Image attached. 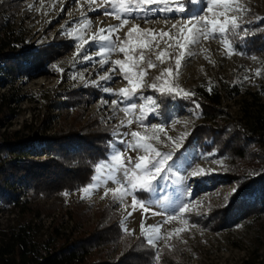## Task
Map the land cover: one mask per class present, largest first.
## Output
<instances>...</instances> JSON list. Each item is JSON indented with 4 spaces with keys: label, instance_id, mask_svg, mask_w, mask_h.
I'll use <instances>...</instances> for the list:
<instances>
[{
    "label": "rangeland",
    "instance_id": "rangeland-1",
    "mask_svg": "<svg viewBox=\"0 0 264 264\" xmlns=\"http://www.w3.org/2000/svg\"><path fill=\"white\" fill-rule=\"evenodd\" d=\"M114 2L118 8V0ZM128 2L131 4L135 0ZM166 2L171 3L173 8L178 7L175 0H158V3L148 5L156 10L146 14L135 11L122 15L121 19L116 18L119 12H114L106 0H18V5L8 9L10 18L6 30L13 35L15 43L25 49L33 50L41 46L53 47V52L36 65L27 58L26 63L30 64L28 68L16 72L13 76L8 74L0 79V101L6 103L9 99L7 105L10 107V114L0 121V132L20 129L30 135L34 127L38 131L46 129L48 132H53L59 126L61 119L65 118L64 120L69 122L74 113L73 108L66 104V92L80 89L81 93H84L83 89L90 87L98 92L92 94L89 99L78 102L77 105L83 110L82 122L90 115H97L102 124L111 127L112 137L108 140V158L112 154L113 146L124 148L120 144L121 139H132L130 135L121 137L120 133L139 131L142 135L151 136L154 134L151 128L153 124L161 125L167 133V135L156 133L160 141H163L160 143L152 140L151 143L156 148L162 152L173 151L174 142L179 143L180 147L175 148L172 160L169 161L171 168L164 173L167 178L155 183L154 191L144 195L139 194L144 199L152 201L149 205L150 211L147 213L138 205L133 211L131 195L123 202L114 200L111 192L105 196V191L118 187L115 182L104 179L107 177L105 170L100 173L101 186L90 195L84 194L82 190L92 182V179L76 189L63 190L51 196L40 194L31 199L28 194L23 193L19 203L0 200V233L24 215V208L32 200L47 206L51 204V199L58 202L55 209L48 214L40 212L33 215L31 222L38 227L37 237L42 239L55 228L59 233L66 232L72 221L65 211L72 206L73 201H80L85 225H91L99 220L98 209L107 207L108 211L105 212L103 221H107L114 214L113 219L119 220L123 230L128 229L131 239L141 235L142 221L145 226L159 225L160 239L151 245L156 255L166 247L170 250L176 249L181 258L192 264H240L245 259L249 264H264V216L258 219L250 214L232 225L219 229H211L205 222V218L214 206L225 202L223 197L236 187L233 180L222 177V173L232 165L231 160L226 155L216 153L214 149L208 151L196 144L181 152L184 140L181 139L182 134L189 133L193 126L201 121V116L193 105H183L180 108L171 106L167 115L161 114L160 92L148 86L164 69L172 68L173 76L166 78L174 81L185 91L196 93L200 85L237 83L241 86L240 92L248 95L245 90L263 89L264 47L257 51H247L243 41L241 42L245 33L239 31L238 34L229 33L227 36L233 42V50L225 47L224 37L218 34L215 38L207 40L201 37L198 44L181 48L179 44L183 43L182 35L178 28L172 26L183 25L190 16L187 12L159 10ZM236 4L249 9L238 14L241 17L239 22L242 29L246 28L249 32L257 23L264 21L260 19L264 17V0H236L234 6ZM201 8L205 11L200 12ZM106 11L108 14H105ZM214 11L220 12L223 9L216 8ZM194 12L204 15L206 5L199 2ZM84 17L91 22L86 27ZM125 19L127 23L119 27ZM108 26H117L110 34L117 45V50L102 55L99 53L108 46V42L95 41L91 37L97 34L99 29ZM134 26L151 31L155 38L146 37L144 41L138 43L135 39L136 34L133 33L130 46L135 51L129 53L136 61L133 71L138 72L143 69L147 75L143 78L145 86L139 89L136 95L124 98L118 95V90L128 87V81L124 79L118 65L115 73H110L109 69L113 67L112 61L126 60L125 54L119 52L118 48L125 46L121 42L127 41L126 34ZM72 30L76 31L73 33ZM186 31L185 28V33ZM163 33L168 35L164 36ZM76 37L89 41L79 54H76V45L82 40ZM174 37H180V40ZM181 51H184L185 55L177 74L175 58ZM162 52L165 54L161 57L163 63L156 59ZM141 53L144 56L142 61L139 59ZM85 55L92 59H84ZM105 59L109 62L101 66L98 61ZM149 59L156 65L155 67H147ZM53 64L64 71L53 69L51 67ZM257 69L260 70L259 75H256ZM81 75L83 79H80ZM106 75H112V79H101ZM93 81L96 83H92ZM106 88H111L113 91L107 92L104 90ZM113 100L118 101L117 105L112 104ZM150 100L155 103H150ZM242 100V95L236 93L224 98L222 104L230 113L237 115ZM104 101L107 103L105 104ZM133 104L136 108L131 112L125 113L122 110ZM141 105H145L142 123L137 119L141 116ZM128 120H132L130 125L127 124ZM168 137H172V140H168ZM141 154L142 151L127 150V155L133 158ZM196 168L212 169L214 174L206 180L190 177V173ZM97 174L95 171L92 178ZM116 175L119 177L121 174L116 173ZM186 189H190L191 195H188ZM184 203L189 204L192 209L190 212L172 221L164 222L168 215L175 216ZM129 212H132L131 216L128 215ZM153 212L157 214L153 215ZM178 228L185 231L177 236L175 230ZM169 232L173 233L170 238ZM166 239L170 242L166 243ZM116 245L115 249L109 250L110 255L117 254L121 250V241ZM154 263L155 261L151 264Z\"/></svg>",
    "mask_w": 264,
    "mask_h": 264
},
{
    "label": "trees",
    "instance_id": "trees-1",
    "mask_svg": "<svg viewBox=\"0 0 264 264\" xmlns=\"http://www.w3.org/2000/svg\"><path fill=\"white\" fill-rule=\"evenodd\" d=\"M14 5H18V0H0V79L28 68L27 58L36 65L53 52V47L25 49L14 42L13 35L6 30L10 18L8 9ZM198 5L199 0H196L185 6L194 12ZM254 27L241 38L249 52L264 47V21ZM262 88L245 90L248 95H243L237 83L212 84L198 86L190 99L159 94L161 114L167 115L171 106L193 105L201 116V121L184 138L181 152L196 144L208 151L214 149L231 160L232 165L222 177L233 180L236 187L239 185V191L227 206L222 202L209 212L205 222L211 229L232 225L250 214L258 219L264 216V86ZM83 90L84 93L80 89L66 92V104L74 113L69 122L61 119L53 132L38 131L36 127L31 129L30 135L20 129L0 132V200L19 203L23 193L31 199L40 194L51 196L91 181L97 164L107 157L112 129L102 124L97 115H90L82 122L83 110L77 103L98 92L90 87ZM236 93H240L243 100L239 114L233 115L223 107L222 101ZM8 100L0 101V121L10 114ZM196 104H199L198 109ZM57 204L53 199L47 206L32 200L24 208L22 217L1 230L0 264H151L153 261L154 264H192L181 258L176 249L163 247L156 255L142 235L131 239L119 220L113 219L114 214L103 221L107 207L98 209L99 220L85 225L80 201H73L65 211L72 221L68 231L59 233L55 228L39 239L38 227L31 222L33 215L48 214ZM118 241H121V250L110 255L109 250L115 249ZM240 264L249 262L245 259Z\"/></svg>",
    "mask_w": 264,
    "mask_h": 264
},
{
    "label": "snow or ice",
    "instance_id": "snow-or-ice-1",
    "mask_svg": "<svg viewBox=\"0 0 264 264\" xmlns=\"http://www.w3.org/2000/svg\"><path fill=\"white\" fill-rule=\"evenodd\" d=\"M107 3L110 4L111 8L114 12L118 11L119 15L116 16L117 19H121L122 15L131 14L135 11L147 13L149 11H154L156 9L148 7V5L158 3V0H135L134 3H129L128 0H118V8L116 2L114 0H106ZM199 2L203 5H206V13L204 15H200L199 12H192L190 9L186 8L187 5H192L193 0H175V3L178 7L173 8L171 3L166 2L164 7L159 9L163 11H175L179 13L188 12L190 19L184 21L183 25L174 24L173 28H178L179 32L182 35L183 43H180L179 46L181 48H186L187 45L190 44H198L201 37L204 40L209 38H215L218 34L224 37V44L225 47L229 50H233V42L230 41L227 36L229 33H236L238 34L239 31H243L245 35L248 34V29L241 27L240 19L241 17L238 15L241 12H247L249 9L236 4V0H199ZM216 8H222L223 11L217 12L214 11ZM95 11L96 9H92ZM205 9L201 8L200 12H204ZM229 13H233L229 15ZM105 14H108L106 11ZM211 14V15H209ZM223 16V19L220 17ZM85 19V27L90 24L91 22ZM260 19H264L261 17ZM124 23H127V20H123L119 27H122ZM63 27V26H62ZM117 26H108L107 28L99 29L97 34H94L91 39L95 41H107L108 46L102 50V55H108L112 51L117 50V45L115 41L111 38V33L116 30ZM185 28L187 29L185 33ZM73 33L76 30H72ZM108 33V34H104ZM133 33L136 34L135 39L136 41L142 42L145 40L146 37H155L152 36L151 31L149 30H142L139 26H134V28L129 29V32L126 34L128 39L127 41H122L121 43L125 46H121L118 48V51L125 54L126 60H116L112 61L113 67L109 69L110 73H115L117 71L116 65L119 66L120 72L123 74L124 79L128 81V87L120 88L118 90V95L124 98H130L137 94V91L143 88L144 85V76L147 75V72L141 69L138 72H134L133 69L136 67V61L132 56L129 55L130 52L135 51L133 47H131V41L133 39ZM162 35L167 36L168 33H163ZM77 39H81V37H76ZM174 39L180 40V37H174ZM89 43L88 40H82L81 43L76 45V54H79L84 49L85 45ZM165 54L162 52L160 55L156 57L161 63H163V57ZM185 52L181 51L179 55L175 58V66L178 70L181 66V60L184 57ZM188 55H192V53H188ZM86 60L92 59V57L85 55L83 57ZM139 59L142 61L144 60V56L141 53ZM255 59V58H254ZM127 61V62H126ZM109 61L107 59L100 60L98 63L103 66L107 64ZM156 65L149 59L147 61V67L153 68ZM53 69L57 71H64L57 67V65L53 64L51 66ZM260 74V70H256V75ZM173 76L172 68L164 69L159 76H157L154 82L151 85H148L154 90H158L162 94L166 95H181L186 99H190L195 93H191L180 89L178 85L174 83V81H170L166 77L170 78ZM80 79H83L81 75ZM101 79L104 80H111L112 75H106ZM247 79V77H245ZM92 83H96L93 81ZM107 92H112L113 89L106 88L104 89ZM209 91H211V87H209ZM150 103L154 104L155 101L150 100ZM106 104L107 101H104ZM118 101L113 100L112 104L117 105ZM195 103V101H193ZM136 108V105L133 104L131 107H125L122 110L125 113L131 112L133 109ZM141 116L137 117L138 120L143 122L144 116V108L145 105H141ZM196 108H199V104H196ZM124 123L123 121L121 122ZM132 120H128L127 124L130 125ZM153 129V135H142L139 131H132L130 133L124 132L120 133L121 137L131 136V140L121 139L120 144L124 146L123 149L113 146V151L110 158L106 157L105 160L96 166L97 175L92 178V182L89 185L83 188V193L86 195H90L93 191L101 186L102 176L100 173H103L107 170V177L104 178L107 181L115 182L118 187L114 189H108L105 191V196L108 195L109 192L112 193L113 199L123 202L124 199L131 195L132 197V206L133 211L135 210L136 206L138 205L140 209H142L145 213L150 211L149 205L152 203L150 200L144 199L139 194L142 193H149L154 191V184L158 183L160 179H166L167 177L164 173L170 170L171 165L169 161L172 160L175 148H179L180 144L174 142V149L173 151L162 152L158 148H156L152 140H156L157 142L163 143L160 141L159 135L156 133H167L165 129L159 124L151 125ZM188 135L187 132L183 133L181 139L185 138ZM168 140H172V137H168ZM131 149L132 151H142L143 154L137 155L135 158L127 155V150ZM211 155V154H209ZM116 173H120L121 175L118 177ZM214 174L212 169L205 170L204 168H196L190 173V177L197 178L199 180H206L210 179L211 176ZM188 191V195H191L190 189H186ZM239 191V185L232 189V192L228 195L223 197L225 201V205L227 206L228 203L231 202V199L237 194ZM161 202V201H158ZM162 203V202H161ZM192 209L190 208L188 203H184L180 206L176 215H168L164 222H169L177 217H182L184 214L190 212ZM153 215L157 214L155 212L152 213ZM129 216L132 215V212L128 213ZM125 232L128 231L127 228L124 229ZM185 231V229L178 228L175 230L176 235L178 236L180 232ZM141 235L146 238L147 243L149 245H154L160 239V226L159 225H148L145 226V223L142 221L141 223ZM173 233L169 232L168 237L170 238ZM170 242V240L166 239V243ZM159 260V257H157Z\"/></svg>",
    "mask_w": 264,
    "mask_h": 264
}]
</instances>
